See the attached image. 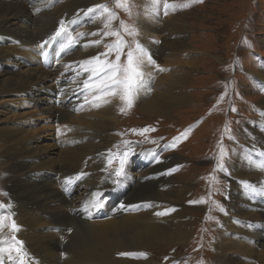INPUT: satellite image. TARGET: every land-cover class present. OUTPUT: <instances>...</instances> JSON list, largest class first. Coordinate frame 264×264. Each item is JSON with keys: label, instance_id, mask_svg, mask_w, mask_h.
Wrapping results in <instances>:
<instances>
[{"label": "bare ground", "instance_id": "1", "mask_svg": "<svg viewBox=\"0 0 264 264\" xmlns=\"http://www.w3.org/2000/svg\"><path fill=\"white\" fill-rule=\"evenodd\" d=\"M61 1H0V188L3 192L0 216L5 217V227L0 229V248L8 249L0 252V264L20 262L14 250L18 245L12 237L23 242L26 253L23 264H153V250L179 245L189 237L190 215L199 210L192 204L193 186L186 184L183 189L168 192L175 178L164 174L165 167H169L172 159L179 162V158L174 155L160 161L154 151L127 148L122 158V175L113 176L105 170L106 152L121 138L116 129L119 123L116 112L126 102L119 94L97 100L94 96L97 92L103 96L99 89L107 83L100 75L105 57L101 56L99 62L92 64L84 61L91 57L88 48L92 41H102L92 52L97 56L106 52L103 47L111 40L103 35L90 38L91 33L101 29V26L88 25V19L94 18L95 13L93 16L73 13L72 17L59 14L61 10L57 7ZM101 1L95 0L91 8L96 9ZM147 12L149 14H144L146 17L140 21L141 45L152 56L158 44L153 35L162 27L159 32L164 38L159 50L166 57L160 60H166L168 66L182 68L180 73L169 74L168 68L158 64L165 70H154L146 62L144 82L135 92V102L147 116H170L172 105L189 100L182 93L185 67L193 69L197 65L193 59L182 60L180 53L197 52L182 39L167 38L169 30L178 32L182 31L181 27L187 28L184 18L160 21L166 14H150L151 8ZM152 20L163 25L158 27ZM61 23L67 34L54 42L49 40ZM70 40L75 42L70 43ZM54 44L57 55L53 56ZM167 50L171 51L168 56L165 55ZM22 55L30 58L26 57L30 61L26 70L3 68L4 60L12 65ZM82 74L83 85L78 81ZM38 84L41 86L36 88ZM89 88L95 91L85 98ZM14 93H26L24 99L40 107L29 124L41 132L47 128L43 136L36 137L31 135L35 132L11 126L18 117L8 106L13 101L9 95ZM47 94L49 100L44 97ZM106 100L111 102L105 103ZM76 109L85 111L75 115ZM63 121L67 124L65 127L52 126ZM54 129L60 130L59 137ZM260 140L257 146L256 143L249 146L253 149L251 153L243 155L244 168L234 169L236 177L228 176L231 180L228 206L215 239L218 264H264V235L257 232V225L264 226V204L260 198L258 202L248 194L253 183L264 189V168L260 166L264 164V136ZM139 156L143 162L137 159L132 164ZM156 164H161L159 170L153 167L155 170L147 172ZM134 176H139L138 183ZM126 179L132 188L123 187ZM115 198H119L121 205L106 210ZM239 199L244 203L237 207ZM12 221L19 231L11 230Z\"/></svg>", "mask_w": 264, "mask_h": 264}, {"label": "rangeland", "instance_id": "2", "mask_svg": "<svg viewBox=\"0 0 264 264\" xmlns=\"http://www.w3.org/2000/svg\"><path fill=\"white\" fill-rule=\"evenodd\" d=\"M0 1L12 3L25 0ZM94 1L62 0L60 4L58 3L57 8L61 10L59 14L66 13L68 17L74 16L73 13L75 15L92 14V16L95 13L94 18L88 19V25L95 28L101 26V29L94 32L98 35H93L95 37L91 35L90 38H98L103 35V37H108L112 43L116 37L106 36L105 32L119 31L120 36L127 42L125 53L128 49L134 50L137 41L140 43L142 35L140 21L146 17L144 14H149L148 8H151L150 14H165L163 0L155 6L153 0H126L127 8L117 7L116 0H102L99 5H107L108 12L102 13L99 11L100 9L96 8L94 13H88L87 9L92 7ZM76 2L79 4L78 7H76ZM169 3L173 4L175 8L174 10L169 8L167 17L164 16L160 21L181 17L187 21V28L181 27L182 31L180 29L178 32L169 30L166 32L167 38L174 41L183 40L188 47H192L197 52L194 54L190 51H183L185 54L180 53L182 60L189 62L193 59L197 62L193 69L185 67L182 76L186 78L182 93L189 100L172 105L170 116L145 115L140 111L139 103L136 106L135 97H133V104L130 108L127 104H121L116 112L119 121L116 129L121 138L108 148L105 170L109 171L110 175L117 176L116 173L122 166L123 153L127 148L154 151L160 161L162 158L178 156L179 162L172 159L168 164L169 167H165L167 170L164 174L169 173L175 178L173 188L170 187L172 190L169 188L168 192L178 191L183 189L186 184H190L191 187L193 186L192 204L196 205L199 210L190 215L189 232L191 233L184 242L179 245H171V247L151 250L152 257H154L153 264H218L215 239L218 235V227L223 222L222 214L228 206L227 200H229L231 188V180L229 181L228 176L233 175L235 168H244L243 155L251 153L253 149L249 146H253L255 143L257 146L261 142V136H264V0H202V2L169 0ZM182 5L188 6L182 7ZM113 13L115 18L112 17ZM158 22V20H152V23L158 27L163 25L162 22ZM85 23L87 24L86 21ZM121 23L130 30L135 29L138 35H131L128 31H123ZM31 25L33 26L32 22ZM105 25L108 27L106 28ZM160 30L162 27H159L156 34L153 35L158 44L155 45L152 58L156 65L168 68L169 74L176 71L180 73L181 66H168L166 60H160V58L166 57L162 56L159 50L164 38V35L159 32ZM95 48V45H90L88 48L89 56H91L88 60L95 56L92 54ZM103 48L107 51L105 46ZM56 51L57 47L54 44L51 55H57ZM169 51L167 50L165 55H170L171 51ZM23 56L17 58V62L14 61L12 65H7V61L4 60L3 68L8 69L7 71L23 72L28 68L26 65L30 64L28 60L30 58L27 55L24 56L25 58ZM215 56L220 59L216 60ZM108 60L115 61V53H111ZM199 62L200 64H198ZM17 63L22 65L15 66ZM120 63L122 65L126 63V55L121 56ZM151 67L157 70L155 65H151ZM83 80L82 74L78 78L79 84L83 85ZM156 83L155 79L152 85L153 90ZM40 86L41 84H38L36 88ZM81 89L83 91L85 88L82 86ZM91 89H88L85 98L90 97L95 91ZM34 91L38 94L37 89ZM85 92L81 93L85 95ZM98 93L94 97L101 96ZM25 94L9 95L13 98V101L8 104L9 109L13 114L17 112L18 116L11 126L35 132L31 135L36 137L43 136L48 130L47 128L42 129L41 132V129L31 128L29 124V120L33 119L32 117L38 113L40 107L33 101L25 100L26 97L23 96ZM103 96L100 98L106 97ZM44 97L48 100L50 98L48 94ZM121 108H124L125 111L121 112ZM81 111L85 110L76 109L75 115ZM41 118H44V114ZM48 122L50 121L47 120ZM66 125L64 121L52 124L55 128ZM144 129H148V131L143 132ZM53 132L59 137L60 130L54 129ZM58 157L59 154L56 158ZM137 159L143 162L139 156L132 160V164ZM160 166L161 164H156L147 172L159 170ZM45 169L49 168L43 170ZM134 177L137 178L135 182L138 183L139 176ZM129 182L126 179V183L123 185L125 189L132 188ZM255 184L253 183L251 188H258ZM262 189H256V193L249 189L248 194L252 198H256L257 201L260 198L261 203L264 204ZM116 192L118 193L119 190ZM0 199H3L1 188ZM240 201L241 199L238 200L237 207L243 205L244 202ZM118 204L121 205L119 198H115L106 210ZM152 205L155 206V203L152 202ZM257 232L264 235V226L257 225ZM133 261L138 262V259L133 258Z\"/></svg>", "mask_w": 264, "mask_h": 264}, {"label": "snow or ice", "instance_id": "3", "mask_svg": "<svg viewBox=\"0 0 264 264\" xmlns=\"http://www.w3.org/2000/svg\"><path fill=\"white\" fill-rule=\"evenodd\" d=\"M196 2H202V0H196ZM153 3L154 5H158L161 3V0H153ZM116 6L127 8L126 0H116ZM187 6L188 5H182V7H187ZM96 8L100 9L102 13L109 11L107 5H97ZM163 8L165 9V14H167V10L169 8L174 10L175 6L169 3V0H163ZM95 10H96L95 8H89L87 9V12L94 13ZM112 17L115 18L114 13L112 14ZM105 27L107 28L108 25H105ZM121 29L123 31H128L131 35H138V32L135 29L130 30L123 23H121ZM66 34L67 31L65 29V26L63 23H61L60 28L56 31L55 35L50 37L49 39L55 41L57 38ZM80 35H85V34L81 33ZM90 35H98V33H91ZM104 35L113 36L116 37V39L112 43L105 45V47L107 48L106 52L100 53L99 55L92 57L90 60L84 61V63L92 64L93 62H99L101 56L105 57L103 66L102 68H100V75L104 78V80L107 81V83H103V86L99 89V91L104 96H116L119 94L120 99L125 101L127 106L130 108L133 104V97L135 95V92L138 91L140 85L144 82L145 73L143 71V66L145 65V63L147 62L150 65H155L159 71H164L165 69L159 68V66L156 65L155 60L147 52V50L144 49L143 45H141L138 41L136 42V48L134 50L128 49V51L125 53L127 42L123 39L122 36H120L119 31L105 32ZM74 42L75 41L70 40V43H74ZM45 43H47V41ZM100 43H102V41L99 40L91 42L92 45H99ZM111 53H115V61L107 60V57ZM122 55H126V63L123 65L120 63ZM86 71H96V69H92V70L86 69ZM96 99L99 100L100 97L97 96ZM104 102L110 103L111 101L106 100ZM95 106L99 107L100 105L96 104ZM120 111L123 112L125 111V109L121 108ZM142 131L146 132L148 131V129H144ZM121 165H122L121 169L116 173L117 176L122 175L123 161L121 162ZM260 166L264 168V164ZM172 171H175V169H172ZM249 188L253 192L257 191L255 188H251V186H249ZM96 195L98 196L99 194ZM0 207H3V205H0ZM4 220L5 217L0 216V229L5 227ZM10 227L13 232L19 231V227L16 225L15 221L11 222ZM11 239L15 241L16 245H18L17 247H15L14 250L17 253V256L20 258L19 264H23V257L24 255H26V253L23 252V242L16 240L15 237H12ZM4 251H8V249L0 248V252H4ZM126 255H132V254H126ZM140 255H146V254L141 253Z\"/></svg>", "mask_w": 264, "mask_h": 264}]
</instances>
